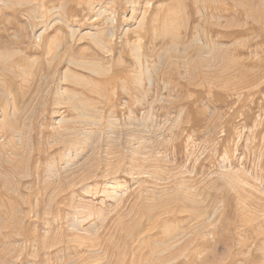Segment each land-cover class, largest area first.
<instances>
[{
    "label": "rangeland",
    "instance_id": "374dc122",
    "mask_svg": "<svg viewBox=\"0 0 264 264\" xmlns=\"http://www.w3.org/2000/svg\"><path fill=\"white\" fill-rule=\"evenodd\" d=\"M0 264H264V0H0Z\"/></svg>",
    "mask_w": 264,
    "mask_h": 264
}]
</instances>
